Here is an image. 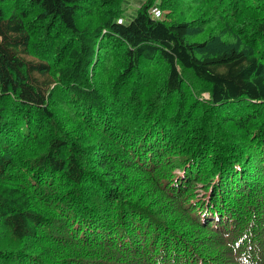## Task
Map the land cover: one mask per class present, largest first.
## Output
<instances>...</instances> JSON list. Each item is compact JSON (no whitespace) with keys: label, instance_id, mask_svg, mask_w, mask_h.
Here are the masks:
<instances>
[{"label":"trees","instance_id":"1","mask_svg":"<svg viewBox=\"0 0 264 264\" xmlns=\"http://www.w3.org/2000/svg\"><path fill=\"white\" fill-rule=\"evenodd\" d=\"M6 1L0 264H264V0Z\"/></svg>","mask_w":264,"mask_h":264},{"label":"rangeland","instance_id":"2","mask_svg":"<svg viewBox=\"0 0 264 264\" xmlns=\"http://www.w3.org/2000/svg\"><path fill=\"white\" fill-rule=\"evenodd\" d=\"M145 0H122V14L123 18H125V21H128L134 14L136 9L144 2ZM160 0H156L154 4L151 5L150 7V14L155 16V17H162L167 20H174L175 18L178 17V12L183 13L185 17H190V12H186V5H175L174 10L168 11V10H163L158 6V2ZM11 2H16L15 0H11ZM10 1H6L4 5L11 7L12 3ZM178 3V2H177ZM175 12V13H174ZM79 19L82 21L81 23L87 22L89 19L86 17V13H83L82 11H78L77 13ZM179 18V17H178ZM124 20V19H122ZM204 98H207V94L203 93L202 94ZM5 236L2 235V239H4Z\"/></svg>","mask_w":264,"mask_h":264},{"label":"bare ground","instance_id":"3","mask_svg":"<svg viewBox=\"0 0 264 264\" xmlns=\"http://www.w3.org/2000/svg\"><path fill=\"white\" fill-rule=\"evenodd\" d=\"M162 264V263H161ZM163 264H166L165 262H163Z\"/></svg>","mask_w":264,"mask_h":264}]
</instances>
